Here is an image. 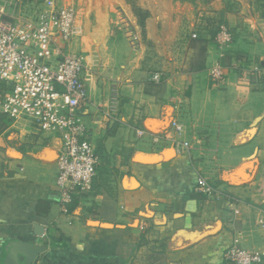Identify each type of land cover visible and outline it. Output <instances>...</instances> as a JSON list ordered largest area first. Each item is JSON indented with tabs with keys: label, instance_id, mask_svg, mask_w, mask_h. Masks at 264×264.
<instances>
[{
	"label": "crops",
	"instance_id": "1",
	"mask_svg": "<svg viewBox=\"0 0 264 264\" xmlns=\"http://www.w3.org/2000/svg\"><path fill=\"white\" fill-rule=\"evenodd\" d=\"M31 7L44 4L0 0L11 22ZM203 10L196 68L195 23L185 26L180 16L158 23L162 35L148 20L154 51L145 64L142 45L116 49L99 35L65 46L69 55H87L83 120L100 160L91 192L66 211L56 189L57 145L28 121L10 123L0 107V264L10 241L46 248L34 264H228L235 240L262 250L264 0H215ZM220 24L233 36L223 53L214 41ZM218 65L219 83L210 76ZM157 72L167 76L159 84L150 81ZM177 143L189 151H176ZM198 175L229 197L198 193Z\"/></svg>",
	"mask_w": 264,
	"mask_h": 264
},
{
	"label": "built area",
	"instance_id": "2",
	"mask_svg": "<svg viewBox=\"0 0 264 264\" xmlns=\"http://www.w3.org/2000/svg\"><path fill=\"white\" fill-rule=\"evenodd\" d=\"M43 4L20 12L14 22L0 9V107L10 123L28 121L39 137L57 145L56 189L66 211L78 196L91 192L100 160L83 120L88 100L84 60L65 53V46L75 37L77 11L56 0H44ZM217 30L214 41L223 53L233 36L225 24ZM196 38L193 31L192 39ZM224 72L218 65L210 76L219 83L225 79ZM166 78L164 72H157L150 81L159 84ZM173 128L176 133L182 131L176 123ZM144 134L138 131L137 135L141 138ZM189 148V143L176 144L178 152ZM3 164L0 157V172ZM196 190L207 198L229 197L203 175L197 177ZM256 226L264 231V215ZM224 258L228 264H264V245L261 251L252 252L235 240Z\"/></svg>",
	"mask_w": 264,
	"mask_h": 264
},
{
	"label": "rangeland",
	"instance_id": "3",
	"mask_svg": "<svg viewBox=\"0 0 264 264\" xmlns=\"http://www.w3.org/2000/svg\"><path fill=\"white\" fill-rule=\"evenodd\" d=\"M39 1L43 2L44 0ZM58 2L60 6H73L77 11L78 18L74 41L78 42V48L85 43L86 39L92 38L93 35L107 38L106 43L114 42L116 49L120 48L122 43L126 44L127 47L132 43L134 44L133 47L138 49L142 45L143 48L147 49V55L144 58L146 60L145 64L147 60L151 59L148 53H153L154 51L153 40L148 35V20L151 18L156 21L154 30H159L158 35H162V27L158 28V23L169 26L171 25V20L175 23L176 18L180 16L185 26L189 22L195 23L192 30L197 35V38L192 39L193 41L189 43V47L196 51V65L194 67L196 68L202 61V14L205 13V10H203L205 5L199 0H197L196 4L184 3L179 0H136L135 4L137 7L147 11L150 15L146 22L145 30L140 29L137 25V19L132 7L126 0H58ZM184 5L187 7L185 10L180 7ZM206 19L209 20L211 17ZM164 21L165 23H163ZM109 25L111 26L110 29L108 28ZM166 29L167 36L171 37L172 35L168 33L169 28L167 27ZM189 38L188 33L184 34V41ZM79 53L78 55L86 61V53V57L82 52ZM135 59H137V56ZM142 61L139 63L140 66H142ZM150 65H148L149 68L151 67Z\"/></svg>",
	"mask_w": 264,
	"mask_h": 264
},
{
	"label": "water",
	"instance_id": "4",
	"mask_svg": "<svg viewBox=\"0 0 264 264\" xmlns=\"http://www.w3.org/2000/svg\"><path fill=\"white\" fill-rule=\"evenodd\" d=\"M46 248L30 243L10 241L4 248L2 264H34L36 259L42 256Z\"/></svg>",
	"mask_w": 264,
	"mask_h": 264
},
{
	"label": "trees",
	"instance_id": "5",
	"mask_svg": "<svg viewBox=\"0 0 264 264\" xmlns=\"http://www.w3.org/2000/svg\"><path fill=\"white\" fill-rule=\"evenodd\" d=\"M135 1L136 0H126V2L130 4L132 7V10L137 19V25L139 26L140 29L145 30L146 22L149 19L150 15L147 11H144L141 8L137 7V5L135 4ZM179 1L184 2V3L187 2L191 4H196L197 2V0H179ZM199 1L202 2L203 5H209L215 0H199ZM215 33L216 32L212 33V36H214ZM1 120H2V116H0V134L6 130V126L4 125V123H1Z\"/></svg>",
	"mask_w": 264,
	"mask_h": 264
}]
</instances>
